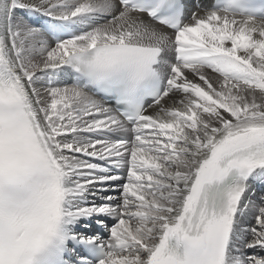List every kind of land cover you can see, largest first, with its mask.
<instances>
[{
	"label": "snow or ice",
	"instance_id": "snow-or-ice-1",
	"mask_svg": "<svg viewBox=\"0 0 264 264\" xmlns=\"http://www.w3.org/2000/svg\"><path fill=\"white\" fill-rule=\"evenodd\" d=\"M0 264H264V0H0Z\"/></svg>",
	"mask_w": 264,
	"mask_h": 264
}]
</instances>
